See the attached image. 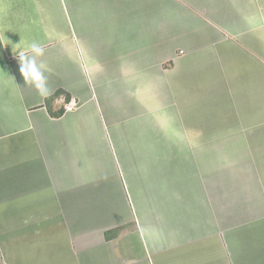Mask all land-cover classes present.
I'll use <instances>...</instances> for the list:
<instances>
[{
  "label": "crops",
  "instance_id": "obj_1",
  "mask_svg": "<svg viewBox=\"0 0 264 264\" xmlns=\"http://www.w3.org/2000/svg\"><path fill=\"white\" fill-rule=\"evenodd\" d=\"M0 264H264V0H0Z\"/></svg>",
  "mask_w": 264,
  "mask_h": 264
},
{
  "label": "clouds",
  "instance_id": "obj_2",
  "mask_svg": "<svg viewBox=\"0 0 264 264\" xmlns=\"http://www.w3.org/2000/svg\"><path fill=\"white\" fill-rule=\"evenodd\" d=\"M30 50L33 56L27 54V50L17 52L20 62V71L26 83H31L36 91L43 97L51 95L48 88L47 79L44 75L43 65L38 64L36 57L44 54V49L38 43H32Z\"/></svg>",
  "mask_w": 264,
  "mask_h": 264
},
{
  "label": "built area",
  "instance_id": "obj_3",
  "mask_svg": "<svg viewBox=\"0 0 264 264\" xmlns=\"http://www.w3.org/2000/svg\"><path fill=\"white\" fill-rule=\"evenodd\" d=\"M74 108V104L73 103H68L65 105V110H72Z\"/></svg>",
  "mask_w": 264,
  "mask_h": 264
},
{
  "label": "trees",
  "instance_id": "obj_4",
  "mask_svg": "<svg viewBox=\"0 0 264 264\" xmlns=\"http://www.w3.org/2000/svg\"><path fill=\"white\" fill-rule=\"evenodd\" d=\"M61 92V90H59V91H57V93L56 94H58V93H60ZM62 113V111H60V112H58V113H53L54 115H60Z\"/></svg>",
  "mask_w": 264,
  "mask_h": 264
}]
</instances>
